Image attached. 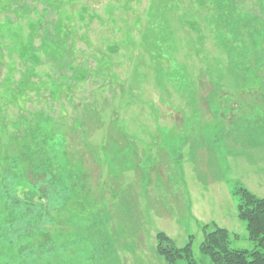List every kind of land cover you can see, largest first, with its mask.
Masks as SVG:
<instances>
[{"label":"rangeland","instance_id":"obj_1","mask_svg":"<svg viewBox=\"0 0 264 264\" xmlns=\"http://www.w3.org/2000/svg\"><path fill=\"white\" fill-rule=\"evenodd\" d=\"M57 30L92 78L50 103ZM237 185L264 197V0H0V264H165L158 232L212 264V220L254 249Z\"/></svg>","mask_w":264,"mask_h":264},{"label":"trees","instance_id":"obj_2","mask_svg":"<svg viewBox=\"0 0 264 264\" xmlns=\"http://www.w3.org/2000/svg\"><path fill=\"white\" fill-rule=\"evenodd\" d=\"M57 31L58 32L53 36V40L50 41V52L47 54V56H52L51 53H57L59 57L58 60L53 61L52 57H49L50 66H48V68L50 73L46 74V78L50 81L51 86L48 88L50 103L58 98V91L60 92L63 87L66 89V92L70 93L74 85L84 83L88 77L92 78L91 76H88L87 71L83 69V67L75 63L76 57L75 52L72 50L73 45L72 43L67 42L70 33L60 32L61 30ZM224 42L226 43L225 46H227V44L230 43V40L225 39ZM228 49L227 56H230L234 50H231L230 46ZM238 54L243 57V64H246L249 61L248 54L245 50H238ZM28 55L29 53H27L26 56ZM30 60L32 61L31 58ZM33 60L35 61L34 63H37L38 61V57L34 54ZM238 67H242V65L239 64ZM31 70L32 67H25V73H20L19 81L21 83L28 81L32 72ZM55 74L59 75L56 76ZM54 75L56 77H54ZM59 87L61 88L60 90ZM43 121H45V123L56 122L48 116H45ZM34 123L35 122L33 121L26 120V126L24 128L20 125L19 126L31 136L33 139V146L40 149L42 147L46 149V143L48 144V142L41 139L39 136L40 132H42L40 130L41 126L43 125L38 126V122ZM32 126H35L36 128L34 127V129L31 128L30 130V127ZM63 126L64 125L62 124L59 125V129ZM46 127L47 126H43V130L46 129ZM57 133L58 134L56 135L58 137L63 138V136H61V130L57 131ZM58 140L60 141V138ZM51 142L53 143V140H51ZM4 176L7 180V182H4L6 187L12 186V184L20 181L23 182L21 177L19 179V177L8 171L4 172ZM5 190L7 191L9 189ZM232 195L237 199V218L245 223L247 240L254 245V249L248 251L245 249L231 248L230 233L226 229L217 226L215 223H209L202 226L203 240L200 243L199 250L212 264H264V197L255 196L241 185H237L232 190ZM40 201L43 202V199H40ZM155 241L156 252L163 259L165 264H195L191 254V241L185 246L177 248L172 245L171 240L162 232L156 233Z\"/></svg>","mask_w":264,"mask_h":264},{"label":"crops","instance_id":"obj_3","mask_svg":"<svg viewBox=\"0 0 264 264\" xmlns=\"http://www.w3.org/2000/svg\"><path fill=\"white\" fill-rule=\"evenodd\" d=\"M235 207H236V206H235ZM158 215H159V217H160V216H162V217H167V216L164 215V213H162V215H160V213H158ZM167 218H168V217H167ZM162 219H164V218H162ZM212 223H215V221L213 222V220H212ZM215 224H216V223H215Z\"/></svg>","mask_w":264,"mask_h":264}]
</instances>
